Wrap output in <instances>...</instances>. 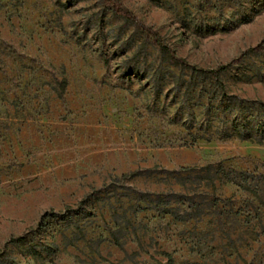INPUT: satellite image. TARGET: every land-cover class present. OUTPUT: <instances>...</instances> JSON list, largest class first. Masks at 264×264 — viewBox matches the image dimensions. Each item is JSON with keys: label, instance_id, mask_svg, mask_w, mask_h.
<instances>
[{"label": "rangeland", "instance_id": "obj_1", "mask_svg": "<svg viewBox=\"0 0 264 264\" xmlns=\"http://www.w3.org/2000/svg\"><path fill=\"white\" fill-rule=\"evenodd\" d=\"M118 2L240 61L193 85L105 0H0V264H264V0Z\"/></svg>", "mask_w": 264, "mask_h": 264}, {"label": "trees", "instance_id": "obj_2", "mask_svg": "<svg viewBox=\"0 0 264 264\" xmlns=\"http://www.w3.org/2000/svg\"><path fill=\"white\" fill-rule=\"evenodd\" d=\"M106 5L109 7V9H111L112 13L116 16H120L121 18H124L125 21L132 23L136 26V28L141 31L142 33H144L146 35L147 38H149L153 44V46L155 48H157L159 50V52L167 58V60L175 65L180 67L183 70H187L189 71L192 76H193V85H194V78L195 77H199V78H215L218 79L219 76L228 69V67L239 63L240 59H236L231 61L229 64L225 65V66H219L215 69H202V68H198L194 65L189 64L188 62H186L184 59L179 58L170 48H168V46H166L160 39V37L151 29L145 27L142 23L134 20V18L127 12L125 11L120 3L118 2V0H105ZM264 51V44L262 45H258L255 48H252L249 50V53H253V54H260ZM193 85H189L188 89L192 88ZM232 101H234V103L236 105H240V104H246L245 101H239L237 98L232 97L231 98ZM192 209V208H191ZM146 210V208H140V211H144ZM193 211V210H192ZM196 211V210H195ZM162 214L165 215H171L173 216L175 219L179 220V221H185L190 219L192 216H188V217H184L181 216L180 214H177L175 212H173L170 208H163L161 210ZM24 239V235L21 237H18L16 239H12L10 242H20ZM116 245H119L116 242ZM168 260L169 262L172 264V259L170 258V256H168Z\"/></svg>", "mask_w": 264, "mask_h": 264}]
</instances>
